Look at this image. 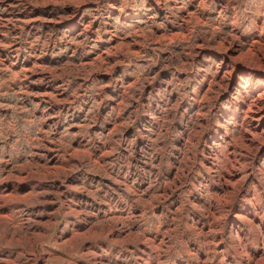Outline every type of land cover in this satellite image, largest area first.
<instances>
[{
	"label": "clouds",
	"instance_id": "1",
	"mask_svg": "<svg viewBox=\"0 0 264 264\" xmlns=\"http://www.w3.org/2000/svg\"><path fill=\"white\" fill-rule=\"evenodd\" d=\"M0 5V264H264V0Z\"/></svg>",
	"mask_w": 264,
	"mask_h": 264
},
{
	"label": "rangeland",
	"instance_id": "2",
	"mask_svg": "<svg viewBox=\"0 0 264 264\" xmlns=\"http://www.w3.org/2000/svg\"><path fill=\"white\" fill-rule=\"evenodd\" d=\"M0 7H3V5H0ZM24 13L20 12L18 9H9L8 12L3 14V19L5 21L7 20H20L24 18ZM69 23H74V22H69ZM10 51V50H8ZM0 55H6L4 50H0ZM12 59L11 57H9ZM25 65H28V61H23ZM37 87H43V86H37ZM264 102V101H263ZM70 195H76V194H70ZM50 207H55V205H50Z\"/></svg>",
	"mask_w": 264,
	"mask_h": 264
},
{
	"label": "bare ground",
	"instance_id": "3",
	"mask_svg": "<svg viewBox=\"0 0 264 264\" xmlns=\"http://www.w3.org/2000/svg\"><path fill=\"white\" fill-rule=\"evenodd\" d=\"M235 71L233 70V76H235ZM262 105H264V102H261ZM251 116L253 117L251 119V125L253 130L256 129L257 125H259L261 128H264V120H261L260 117L264 116V111L257 112L255 109L251 113Z\"/></svg>",
	"mask_w": 264,
	"mask_h": 264
}]
</instances>
